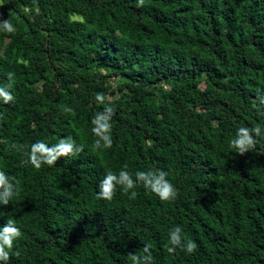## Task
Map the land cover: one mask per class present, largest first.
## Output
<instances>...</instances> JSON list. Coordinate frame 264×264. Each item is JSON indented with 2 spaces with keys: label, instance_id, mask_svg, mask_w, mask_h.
Wrapping results in <instances>:
<instances>
[{
  "label": "trees",
  "instance_id": "16d2710c",
  "mask_svg": "<svg viewBox=\"0 0 264 264\" xmlns=\"http://www.w3.org/2000/svg\"><path fill=\"white\" fill-rule=\"evenodd\" d=\"M6 20L0 87L15 101H0V170L18 192L0 227L22 232L9 264H132L145 245L152 264H264V0H0ZM106 107L113 147L95 150ZM240 126L261 128L243 156L229 148ZM68 137L84 151L26 163L32 144ZM124 165L166 171L177 198L140 185L134 200L99 199ZM177 225L194 253L168 252Z\"/></svg>",
  "mask_w": 264,
  "mask_h": 264
},
{
  "label": "clouds",
  "instance_id": "9594fccd",
  "mask_svg": "<svg viewBox=\"0 0 264 264\" xmlns=\"http://www.w3.org/2000/svg\"><path fill=\"white\" fill-rule=\"evenodd\" d=\"M139 6H143L144 0H137ZM0 30L13 33L15 28L9 21H0ZM12 79V74H9ZM12 85L0 87V101L4 103L14 102L15 96L10 91ZM257 105L264 108V87L256 89ZM95 100L104 103L105 96L97 93ZM71 111V109H66ZM112 116L111 107L104 108L97 112L91 121L93 127L91 132L95 137L93 148L95 150H108L113 147L112 137ZM261 133L260 127L249 128L240 126L235 129L232 139L229 141V148L236 154L243 156L251 152L256 147V137ZM82 145H77L71 137L61 138L59 143L48 145L43 141L31 145L27 153L26 163L35 169H40L46 165L56 166L61 158H69L83 152ZM168 173L162 169H147L133 172L128 171V166L124 165L118 172L107 171L103 179L99 182L97 197L104 201H111L117 192L127 195L129 200L137 197V187L142 185L146 192L157 196L162 202H171L177 198L178 192L174 184L167 178ZM18 185L15 178L0 170V205L7 206L16 197ZM22 236L15 220L9 218L3 227H0V264H9L10 256L16 244ZM182 249L185 254H192L197 249V244L193 240H185L182 227L177 225L169 232V253H175L177 249ZM144 255L130 254L132 264H152L153 256L148 245L144 246Z\"/></svg>",
  "mask_w": 264,
  "mask_h": 264
},
{
  "label": "rangeland",
  "instance_id": "374dc122",
  "mask_svg": "<svg viewBox=\"0 0 264 264\" xmlns=\"http://www.w3.org/2000/svg\"><path fill=\"white\" fill-rule=\"evenodd\" d=\"M202 86H204V84H203ZM46 88H47V87H46Z\"/></svg>",
  "mask_w": 264,
  "mask_h": 264
}]
</instances>
